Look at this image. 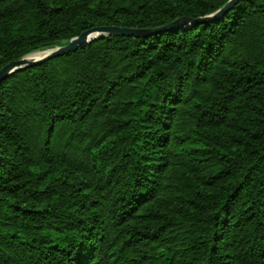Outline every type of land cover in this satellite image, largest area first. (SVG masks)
Segmentation results:
<instances>
[{
	"label": "trees",
	"instance_id": "obj_1",
	"mask_svg": "<svg viewBox=\"0 0 264 264\" xmlns=\"http://www.w3.org/2000/svg\"><path fill=\"white\" fill-rule=\"evenodd\" d=\"M229 1L0 0V70ZM0 264H264V0L4 80Z\"/></svg>",
	"mask_w": 264,
	"mask_h": 264
},
{
	"label": "water",
	"instance_id": "obj_2",
	"mask_svg": "<svg viewBox=\"0 0 264 264\" xmlns=\"http://www.w3.org/2000/svg\"><path fill=\"white\" fill-rule=\"evenodd\" d=\"M237 0H230L222 9L217 11L215 14L197 19L195 21L186 20V19H178L172 24H169L163 28L155 29V30H137V29H130V28H119L115 26H108V27H96L92 28L88 31H85L80 36L71 39L68 44L55 48L52 50H47L41 53H44L42 57L36 60H27V57L7 64L0 70V84L6 80L7 78L11 77L14 74L21 72L26 68H30L37 64H41L48 60L66 56L68 54L75 53L80 47H84L91 42L104 38L106 36H121V37H134V38H143L151 34H156L161 31H169V30H180L182 25H185L187 22L198 25L211 22L215 19L220 18L224 13L230 10L233 5L236 3ZM35 54V53H34ZM32 55V54H31ZM30 56V55H29Z\"/></svg>",
	"mask_w": 264,
	"mask_h": 264
},
{
	"label": "bare ground",
	"instance_id": "obj_3",
	"mask_svg": "<svg viewBox=\"0 0 264 264\" xmlns=\"http://www.w3.org/2000/svg\"><path fill=\"white\" fill-rule=\"evenodd\" d=\"M44 53H35L27 57V60H36L42 57Z\"/></svg>",
	"mask_w": 264,
	"mask_h": 264
},
{
	"label": "rangeland",
	"instance_id": "obj_4",
	"mask_svg": "<svg viewBox=\"0 0 264 264\" xmlns=\"http://www.w3.org/2000/svg\"><path fill=\"white\" fill-rule=\"evenodd\" d=\"M44 52V51H43ZM36 53H41V52H36Z\"/></svg>",
	"mask_w": 264,
	"mask_h": 264
}]
</instances>
